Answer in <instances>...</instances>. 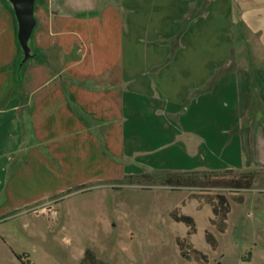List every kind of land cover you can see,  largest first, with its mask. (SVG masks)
I'll use <instances>...</instances> for the list:
<instances>
[{"label":"crops","instance_id":"1","mask_svg":"<svg viewBox=\"0 0 264 264\" xmlns=\"http://www.w3.org/2000/svg\"><path fill=\"white\" fill-rule=\"evenodd\" d=\"M203 4L43 0L35 43L45 60L24 71V112L12 90V17L0 0V210L24 207L25 187L51 191L60 178L114 157L135 159L138 175L264 171V65L230 63L229 1L209 0L194 13L166 62L170 39ZM215 10L226 55L199 65L195 43L210 34ZM243 19L255 31L264 28L261 9ZM228 60L231 72L211 80Z\"/></svg>","mask_w":264,"mask_h":264},{"label":"rangeland","instance_id":"2","mask_svg":"<svg viewBox=\"0 0 264 264\" xmlns=\"http://www.w3.org/2000/svg\"><path fill=\"white\" fill-rule=\"evenodd\" d=\"M208 1L204 0L205 5L197 12L191 11L190 16L206 9ZM228 1L232 31V50L227 53L230 63L257 70L264 65V28L253 30L243 16L258 9L264 12V0ZM218 14V10L211 14L215 19H209L205 28L210 34L195 43L199 54L194 56L198 55L199 65L218 62L226 55L225 28L217 22ZM189 21L185 19L170 39L166 62L174 57L177 36ZM230 63L228 60L215 70L211 80L228 75ZM110 161L108 165L87 164L84 172L75 171L71 179L55 181L58 186L51 191L25 187L24 207L0 210V264H79L85 249L108 264H198L179 255L175 238L184 237L187 228L169 216L179 208L193 218L196 234L191 242L207 255V264H264V171L255 173L252 189L244 192L243 205L230 203L227 230L219 233L209 224L213 217L210 207L203 205L198 209L197 201L186 200L195 189L172 190L155 178L143 179L138 175L142 166L135 159L114 157ZM236 176L226 174L222 178ZM206 230L214 235L216 250L205 242Z\"/></svg>","mask_w":264,"mask_h":264},{"label":"trees","instance_id":"3","mask_svg":"<svg viewBox=\"0 0 264 264\" xmlns=\"http://www.w3.org/2000/svg\"><path fill=\"white\" fill-rule=\"evenodd\" d=\"M205 5V4H204ZM189 16L188 19H191ZM179 37V36H177ZM13 86V91L20 93V104L24 107V112L29 110L26 91ZM20 119L25 121L23 113H20ZM25 124V122H24ZM256 172H237L233 170L225 171H191V172H159L154 176L149 174L140 175L141 178L152 180L153 178L160 181L162 186H167L172 190L179 188H191L196 191L190 193L187 199L198 202V209L203 205H207L211 209L212 218L209 219V224L219 233H224L227 230V217L231 211L230 203L242 205L245 202V191L252 189ZM226 174H237L236 177L225 179L222 178ZM211 189H227L228 194L223 192H209ZM186 203V202H185ZM184 206L182 202L181 207ZM170 218L178 224H182L187 228L184 237H176L175 243L179 250V255L182 259L188 262L198 264H207L208 257L202 251L196 249L191 242V237L196 234V225L193 218L181 212V209H174L169 213ZM205 242L210 245L212 250L217 249V241L214 235L209 231H204ZM79 264H108L98 259L90 249H85L83 257Z\"/></svg>","mask_w":264,"mask_h":264},{"label":"water","instance_id":"4","mask_svg":"<svg viewBox=\"0 0 264 264\" xmlns=\"http://www.w3.org/2000/svg\"><path fill=\"white\" fill-rule=\"evenodd\" d=\"M12 17L14 41L17 54L14 59V83L21 86L24 71L32 62L45 60L35 43V32L38 26L36 10L43 0H1Z\"/></svg>","mask_w":264,"mask_h":264}]
</instances>
